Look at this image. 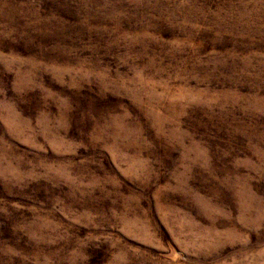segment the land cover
Instances as JSON below:
<instances>
[{
    "label": "rangeland",
    "instance_id": "rangeland-1",
    "mask_svg": "<svg viewBox=\"0 0 264 264\" xmlns=\"http://www.w3.org/2000/svg\"><path fill=\"white\" fill-rule=\"evenodd\" d=\"M0 264H264V0H0Z\"/></svg>",
    "mask_w": 264,
    "mask_h": 264
}]
</instances>
